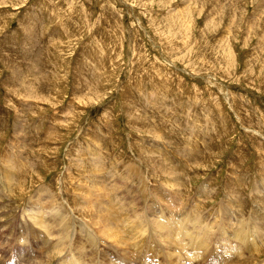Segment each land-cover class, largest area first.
Segmentation results:
<instances>
[{"label":"rangeland","instance_id":"1","mask_svg":"<svg viewBox=\"0 0 264 264\" xmlns=\"http://www.w3.org/2000/svg\"><path fill=\"white\" fill-rule=\"evenodd\" d=\"M189 213L264 239V0H0V264H170L125 230Z\"/></svg>","mask_w":264,"mask_h":264},{"label":"bare ground","instance_id":"2","mask_svg":"<svg viewBox=\"0 0 264 264\" xmlns=\"http://www.w3.org/2000/svg\"><path fill=\"white\" fill-rule=\"evenodd\" d=\"M10 169V167H9ZM171 170V169H170ZM14 188V187H13ZM115 188V187H114ZM203 192V191H202ZM202 194V193H200ZM113 196V195H112ZM158 199H161V198H158ZM113 200V199H112ZM162 200V199H161ZM118 202V201H117ZM171 202V201H170ZM177 202V201H176ZM122 205V204H121ZM177 205V204H176ZM50 206V205H49ZM52 206V204H51ZM156 206V205H155ZM47 207V206H46ZM30 208V207H29ZM121 208L123 209V207L121 206ZM45 209V207H44ZM48 209V207H47ZM120 208L117 207V210H119ZM125 209V207H124ZM38 211V210H37ZM46 211V210H44ZM54 211V209H53ZM125 211V210H123ZM166 211V210H165ZM47 212V211H46ZM45 212V213H46ZM50 212L51 209H50ZM56 212V211H55ZM55 212H53V215L56 214ZM107 212V211H105ZM117 212V211H116ZM120 212V210H119ZM194 212V211H193ZM197 212V210H196ZM200 212V211H199ZM27 213V212H26ZM108 213V212H107ZM122 213V211L120 212ZM137 213V212H136ZM50 214V213H49ZM106 214V213H105ZM111 214V213H110ZM176 214V213H175ZM174 214V216H175ZM38 215H40L38 213ZM101 215V214H100ZM142 215V214H141ZM155 215V214H154ZM196 214L194 213H189V214H183V215H179L180 217H183V218H178L179 221H177L174 217H166V215H162V216H157L156 218L158 219L157 221L155 222H152L151 220V217L152 216H145L144 218H140L138 217L140 220L138 222H136L137 226L135 229L139 230V233H138V237L134 236L132 234V229L130 230L129 229V226H127V232L125 230V233L127 235H130V239L131 241L135 239L136 242H139L141 244H144V242L148 241V242H156L155 244L158 245V247H161V252L164 253V255L166 254L167 257H171V259L173 260L170 264H213V261L215 258H213V256L215 255V252L217 253L218 251V247H221V246H226L228 247V249H230L231 253H233L232 255L233 258H231V260H226V261H223L224 263L226 262V264H255V262L261 258V252H264V239H262V235L260 234V231L258 230H255L253 231V237H250L248 235H245L243 230L240 231V229H237V228H233L234 226L231 224V223H225V222H221V223H217L219 224V227H218V230H213L212 228H210V226H202L203 223H202V219L199 218L198 216H195ZM216 215H219V214H216ZM215 215V216H216ZM262 215V214H261ZM30 216V215H29ZM42 215L37 216L36 214L33 215L32 213V216L31 219L34 220L36 222L37 219L41 218ZM51 216V214H50ZM125 216V215H124ZM139 216V215H138ZM201 216V215H200ZM204 216V215H203ZM52 217V216H51ZM55 217V216H54ZM58 217V216H57ZM120 217V216H119ZM122 217V216H121ZM120 217V218H121ZM129 217V216H128ZM154 217V216H153ZM218 217V216H216ZM43 218V217H42ZM56 218V217H55ZM59 218V217H58ZM110 218V217H109ZM126 218V216H125ZM132 218V217H131ZM156 218L154 220H156ZM57 219V218H56ZM61 219V218H60ZM108 219V218H107ZM130 219V218H129ZM204 219V218H203ZM219 219V218H218ZM228 219V218H227ZM44 220V219H42ZM55 220V219H53ZM63 220V219H61ZM95 220V219H94ZM115 220V222H119V220H117L116 218L113 219ZM112 220V221H113ZM132 220V219H131ZM136 220V219H134ZM214 220V219H213ZM224 220V218H223ZM226 220V219H225ZM249 220V219H248ZM39 221V220H38ZM37 221V222H38ZM46 221V220H45ZM121 221V220H120ZM236 221V220H235ZM31 222V221H30ZM62 222H65L64 220ZM93 222V221H92ZM111 222V220H110ZM108 222V223H110ZM217 222V221H216ZM252 222V221H251ZM256 222V221H255ZM47 223V222H46ZM56 223V222H55ZM210 223V222H209ZM212 223V222H211ZM235 223V222H234ZM238 223V222H237ZM236 223V224H237ZM57 224H61V221L60 223H56ZM98 224H100L98 222ZM125 224V223H123ZM128 224V223H127ZM134 224V226L136 225ZM214 222H213V225L214 226ZM229 224V225H228ZM243 224V223H242ZM246 224V223H245ZM28 225H30L28 223ZM39 225V224H37ZM63 225V223L61 224ZM61 225H59L61 227ZM95 225V224H94ZM101 225V224H100ZM105 225V224H104ZM110 225V224H108ZM122 225V224H120ZM209 225V224H208ZM239 226L241 225L238 224ZM244 225V224H243ZM41 226V225H40ZM44 226V225H43ZM46 226V224H45ZM53 226V225H52ZM124 226V225H123ZM33 228V225L31 226ZM35 227V226H34ZM47 227V226H46ZM66 227V225H65ZM64 227V228H65ZM86 227V226H85ZM83 226H81V230H82V234H85V232L83 233V229L85 228ZM90 227V226H89ZM94 227V226H93ZM96 227V226H95ZM100 226L98 225L97 228H99ZM118 227V226H117ZM126 227V225H125ZM215 227V226H214ZM241 227V226H240ZM260 227V226H259ZM49 228V227H48ZM63 228V229H64ZM83 228V229H82ZM97 228H94V229H97ZM106 228V227H105ZM110 228V227H108ZM124 228V227H123ZM229 228H232V230L230 229V232H229ZM246 228H247V225H246ZM253 228V227H252ZM51 229H53L51 227ZM57 229V227L55 228V230ZM61 228H59L60 230ZM93 229V230H94ZM255 229V227H254ZM262 230V228H260ZM30 230V229H29ZM36 230V229H34ZM33 230V231H34ZM39 229L36 230V232L38 231ZM54 230V231H55ZM65 230H68V229H65ZM86 230V228H85ZM84 230V231H85ZM117 230V233H115L112 237H113V241L115 243H121V244H124L126 241V236L124 238V234H123V230H121L119 227L116 229ZM24 231V230H23ZM28 231V229H27ZM47 231V230H46ZM98 232V229L96 230ZM107 231V230H106ZM111 230L108 231V234ZM113 231L114 228H113ZM244 231H247V230H244ZM252 231V229L250 230ZM26 233V231H24ZM39 232V231H38ZM59 232V231H58ZM64 232V231H63ZM69 232V231H68ZM76 232V231H75ZM86 232H88L86 230ZM91 232V231H90ZM101 232V231H99ZM135 232V231H134ZM226 232H229L226 233ZM33 233V232H31ZM60 233V232H59ZM72 233V232H71ZM74 233V232H73ZM89 233V232H88ZM103 233V232H102ZM62 234V233H61ZM100 234V233H99ZM123 234V235H122ZM228 234V235H227ZM12 235V233L10 234ZM54 237L55 235L52 234ZM58 235V234H57ZM66 235V234H65ZM68 235V234H67ZM72 235V234H71ZM90 235V234H89ZM88 235V236H89ZM95 235V233L93 234ZM251 235V234H250ZM45 238H46V235H44ZM48 236V235H47ZM64 236V234H63ZM82 236V235H81ZM92 236V235H91ZM97 236V235H96ZM102 236V235H99V237ZM106 236V235H105ZM110 236V235H109ZM12 237V236H11ZM59 237V236H58ZM56 237V238H58ZM87 237V236H86ZM85 237V238H86ZM90 237V236H89ZM88 237V239H89ZM98 237V238H99ZM84 238V237H83ZM85 238L83 240H85ZM91 238V237H90ZM108 238V237H107ZM128 238V241L130 240L129 237ZM137 238H140L142 240H139ZM38 239V238H37ZM54 239V238H53ZM52 239V240H53ZM60 239V238H59ZM69 239H70V236H69ZM101 239V237H100ZM105 239V238H103ZM225 239L227 242H225ZM47 240V238H46ZM49 240V239H48ZM63 241V239H60V241ZM71 240V239H70ZM87 240V239H86ZM107 240V239H106ZM110 240V238H109ZM56 241V240H55ZM58 241V239H57ZM69 241V240H68ZM88 241H91L90 239ZM108 241V240H107ZM112 241V242H113ZM48 243V241H46ZM54 242V241H53ZM51 242V243H53ZM95 243V240L94 238H92V244ZM98 242H101L100 240ZM97 242V243H98ZM105 242V241H104ZM130 242V241H129ZM134 243V246L136 248H141L142 246H140L138 243ZM226 244H225V243ZM62 244V242H60ZM59 243V245H60ZM73 243V242H72ZM71 243V244H72ZM96 243V244H97ZM55 244V243H54ZM53 244V245H54ZM75 244V243H74ZM89 244V243H88ZM128 244V243H127ZM130 244V243H129ZM128 244V245H129ZM146 244V243H145ZM28 245V244H27ZM51 245V244H50ZM49 245V247H50ZM67 245V244H66ZM69 245V244H68ZM82 245V244H81ZM95 245V244H94ZM108 245H111V244H108ZM107 245V246H108ZM113 245V244H112ZM133 245V244H132ZM149 245V244H148ZM45 246V245H44ZM48 246V245H46ZM56 246V245H55ZM58 246V245H57ZM89 246V245H88ZM93 246L91 245L90 243V247ZM218 246V247H217ZM29 247V246H28ZM49 247H47L49 250H51ZM54 247V246H51V248ZM68 247V246H67ZM100 247V246H99ZM109 247V246H108ZM114 247V245H113ZM112 247V248H113ZM117 247V245H115V248ZM118 247H123L122 246H118ZM125 247H126V243H125ZM129 247V246H127ZM60 248V247H59ZM98 248V247H96ZM130 248H132L130 246ZM135 248V249H136ZM146 248V247H145ZM247 249V251H249V255L250 256H243L242 253H243V249ZM43 249V248H42ZM58 249V248H56ZM62 249V246L60 248V250ZM93 249V248H91ZM118 249V248H117ZM128 249V248H127ZM134 249V250H135ZM144 249V248H143ZM41 250V249H40ZM46 250V249H45ZM44 250V251H45ZM59 250V249H58ZM57 250V252H58ZM72 250V249H71ZM76 250V249H75ZM85 250V249H84ZM110 250V249H109ZM115 250V249H114ZM121 250V249H120ZM141 250V249H140ZM139 250V251H140ZM189 250H192V255H190L189 253ZM47 251V250H46ZM45 251V252H46ZM66 251V250H65ZM82 251V250H81ZM123 250H121L122 252ZM138 251V250H137ZM148 251V250H147ZM151 251V250H149ZM170 252V254H168V252ZM48 252V251H47ZM55 250L52 251V253H54ZM61 252V251H60ZM59 252V253H60ZM90 252V251H88ZM132 252V250H131ZM143 252V251H142ZM2 253V252H1ZM40 253V252H39ZM51 253V254H52ZM58 253V254H59ZM85 253H86V250H85ZM93 252L91 251V254ZM94 253H97L98 252H94ZM103 253V252H102ZM127 253V252H126ZM130 253V252H129ZM161 253V254H162ZM227 253V251H226ZM44 254V253H43ZM49 254H50V251H49ZM50 254V255H51ZM61 254V253H60ZM81 254V253H80ZM104 254V253H103ZM120 254V253H119ZM131 254V253H130ZM133 254V252H132ZM136 254V253H134ZM143 254V253H142ZM147 254V253H146ZM248 254V253H246ZM63 255V254H62ZM90 255V254H89ZM93 255V254H92ZM99 255V254H98ZM96 255V256H98ZM129 255V254H128ZM164 255L160 256L161 257H164ZM171 255V256H170ZM43 256V255H42ZM49 256V255H47ZM52 256V255H51ZM83 256V255H82ZM101 256V255H100ZM121 256V255H120ZM123 256V254H122ZM130 256V255H129ZM64 257V256H63ZM175 257V259H173ZM234 257H237V261L235 262L233 259ZM38 258H39V255H38ZM40 258H41V255H40ZM48 258V257H47ZM85 258V257H84ZM92 258V256H91ZM90 258V259H91ZM95 258V257H94ZM144 258V257H143ZM108 259V258H107ZM39 260V259H38ZM68 260V259H67ZM70 260V259H69ZM89 260V259H88ZM92 260V259H91ZM90 260V261H91ZM96 260V259H95ZM137 261V260H136ZM36 262V260L34 261ZM49 262V260H48ZM52 262V261H51ZM70 262V261H69ZM78 262V261H77ZM95 262L96 264V261H93ZM168 262V261H167ZM28 263V262H27ZM31 263V262H30ZM33 263V262H32ZM38 263V262H37ZM56 263V262H55ZM60 263V262H58ZM71 263V262H70ZM85 263V262H84ZM89 263H92V262H89ZM137 263V262H136ZM11 264H14V263H11ZM42 264V263H41ZM44 264V263H43ZM77 264V263H76ZM88 264V263H87ZM94 264V263H93ZM154 264V263H153Z\"/></svg>","mask_w":264,"mask_h":264}]
</instances>
